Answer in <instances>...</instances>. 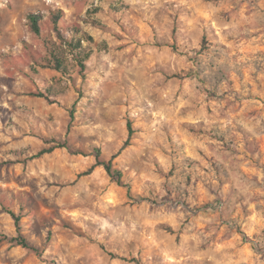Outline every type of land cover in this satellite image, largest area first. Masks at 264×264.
<instances>
[{
    "label": "clouds",
    "instance_id": "1",
    "mask_svg": "<svg viewBox=\"0 0 264 264\" xmlns=\"http://www.w3.org/2000/svg\"><path fill=\"white\" fill-rule=\"evenodd\" d=\"M110 3L127 7L109 11ZM183 3L185 0H0V20L7 18L12 23L18 20L20 25L28 28V16L38 17L42 26L47 24L42 35L49 43H60L58 35L64 41L81 40L84 32L74 33L70 26L78 24L86 31L92 19L88 15L89 9L97 6L103 10L102 18L111 25L104 33L97 32L96 41L86 43L81 40L83 47L76 53L66 44L61 45L67 74L63 77V84L56 85L64 89L57 98L58 109L37 105L26 95L33 88L48 95L47 88L52 81L44 82L29 71L30 66L42 62L47 51L37 47L35 57L28 58L21 43H6L0 39V54L11 52L17 61H5L0 55V76L15 77L11 91L5 82L0 81V108L14 109L11 113L14 123L8 128H5L8 114L0 111V121H3L0 123V143L6 148L25 150V156L36 157L19 169V183L23 187L7 192L3 190V180H0V197L7 198V206L20 218L19 233L14 225H9L6 232L0 228V264H25V259H30L31 264H60V261L73 264V251L66 242L57 239L64 234L60 222L69 220L74 231L87 237L77 242L82 246L88 245L93 255L103 258V264H109V261L100 245L107 251L119 248L125 255L134 245L132 254L140 252L142 264H154L152 257L159 256L155 249L161 246L180 257L190 239L199 243L200 238L206 236L197 224H207L211 231L222 226L223 231L233 237L236 247L232 255L240 257L235 264H241L245 252L248 254L247 264H264V223L253 225L239 212L240 204H247L253 198L264 202V191H261L264 178L257 181L248 178L230 203L218 204L217 198L221 201L229 199L224 188L196 172L195 175H199L207 186V190L205 187L199 190L209 203L205 209L200 207L201 197L196 189L187 188L183 177L177 175L148 183L137 175L133 164L145 150L155 151L159 144L165 143L162 129L173 116L168 108L171 94L164 93L167 87L165 76L171 71H179V68H164L165 75H161V69L154 68L151 60L145 61L135 52L129 54L121 50L118 35L121 28L127 31L128 23L139 18L145 25H152L157 40L167 39L166 29L162 30L153 19L159 12L177 20L181 31L190 38L191 33H199L204 25L195 17H192L195 23L190 24L188 14L177 19V9ZM57 9H63L66 15L52 23V14ZM239 22L264 28V0H260L259 7L255 11L250 10V15ZM145 39L152 42L151 36ZM105 41L107 47L104 46ZM28 42L34 43L32 40ZM137 45L144 47L133 36L127 46ZM180 51L186 54L182 61H178L186 70L182 75L191 73L194 83L196 80L205 81L201 91H211L217 70L230 62L228 53L219 51V59L204 56L207 49H197L194 43H182ZM220 88L226 90V84L222 83ZM123 125H131L135 148L125 149L117 157L120 162H112L109 172L105 169L119 148L118 133L113 130ZM48 147H55L58 151L38 155ZM4 151L0 148V161L15 159L5 155ZM76 152L86 153L85 160L80 161L74 156ZM84 167L90 171L81 174ZM96 169L101 170L100 174L105 179L103 185L97 181ZM117 169L124 170L123 178L117 175ZM225 182L229 181L226 179ZM111 192L118 193V199H110ZM33 201L46 208V212H37ZM3 208L4 204L0 203V215H6ZM146 220L152 222L151 227L145 226ZM53 221H56V230L49 240L48 225ZM169 227L181 235L179 247L173 242L174 237L163 230ZM237 228L241 230L240 235L246 234V242L240 239ZM193 230L196 235L190 236ZM211 231L207 235H211ZM149 232L156 233L160 238L159 244H153ZM3 235H7L9 240H3ZM17 235L24 236L29 247H35L39 255L22 248L19 243H9ZM209 245L210 259L217 254L224 256V253H218L214 244L209 242ZM62 249H67V252H62ZM86 264H97V260ZM155 264H163V261L157 260ZM217 264H232L231 258L227 261L220 259Z\"/></svg>",
    "mask_w": 264,
    "mask_h": 264
},
{
    "label": "rangeland",
    "instance_id": "2",
    "mask_svg": "<svg viewBox=\"0 0 264 264\" xmlns=\"http://www.w3.org/2000/svg\"><path fill=\"white\" fill-rule=\"evenodd\" d=\"M259 5L260 0H185V3L177 9V19L180 15L188 14L190 24L195 23L192 19L195 17L201 25H204L199 33L195 31L191 33L190 38L181 31V25L177 23V20L159 12L153 19L161 25L162 30L166 29L167 39L157 40L152 25H145L139 18L128 23L127 31L125 28H121L118 35L121 50L129 54L135 52L137 55H141L145 61L151 60L154 68L161 69V75H165L164 68L169 70L179 68V71H171L169 75L165 76L167 87L164 93L165 95L171 94L168 108L173 112V116L167 120L162 129L166 138L165 143L159 144L155 151L145 150L143 155L133 161L137 175L148 183L155 182L157 179L168 180L173 176H181L184 178L187 188L196 189L201 197L200 207L205 209L209 207V203L202 198L203 193H200L199 190L201 187H205L207 190V186L199 175H195L196 172L208 176L209 182L215 180L224 188L229 199L221 201L217 198L218 204L230 203L232 198L239 194L240 188L244 186L248 178H251L252 181L264 178V28L239 22L250 15V10L255 11ZM118 7H127V5L121 6L112 3L108 5L109 11ZM102 11L99 6L89 9L88 15L92 19L86 31L78 24L71 25L70 30L74 33L83 31L84 36L81 40L86 43L96 41L97 32L104 33L111 27L108 20L102 18ZM56 12L60 13L59 20L66 15L63 9H57L54 13ZM169 23L170 27H168ZM230 25H234V27H230ZM38 26L40 32L36 34L31 23L28 28H24L18 20L16 23H12L4 18L0 20V39L6 43H21L25 56L28 58L35 57L37 47L47 51V55L42 57V62L30 66L29 71L40 76L44 82L52 81L47 88L48 95L45 96L43 92H39L35 88L26 95L30 101L37 105H48L53 109H58L60 105L57 98L63 94L64 89L63 87L58 88L56 85L63 84L65 75L60 74L54 68L53 55L56 54L59 57L67 71L64 49L61 45H67V42L70 41H64L58 35L60 43H49L47 38L42 35L47 29V24L42 26L38 18ZM133 36L137 37L144 47L139 45L128 47V41ZM149 36H151L152 42L145 39ZM29 40L34 43H29ZM81 40H73L74 45L79 43L78 49L83 47ZM133 43L135 44V41ZM182 43L185 45L194 43L196 48L201 50L206 48L207 51L203 52L204 56H215L219 59V51L230 55V62L217 70L214 76L215 85L211 91L207 89L201 91V85L205 81L196 80L194 83L195 78L191 73L182 75L186 71L178 64V61H182L186 55L180 51ZM104 46L107 47L106 41ZM0 55L5 61L17 62L11 52ZM232 65L235 66L232 67ZM0 81L5 82L11 91L15 77L12 75L0 76ZM29 83L32 81L30 80ZM222 83L226 84V90H221ZM40 94L44 97H41ZM192 97H196V99H192ZM13 110L0 108V111L8 114L5 117V128L14 123L11 120ZM70 130L71 126H69ZM113 131L118 133L119 148L110 158H112V162L119 163L117 157L125 149H134L135 144L132 141V134L128 144L125 145L128 140L126 125ZM0 148L5 149V155L15 157V159L0 161V180H3L4 183L3 190L14 192L17 188L23 187L19 183L20 167L26 166L29 160L36 157L25 156V150L6 148L2 143H0ZM56 151L58 149H54L52 152ZM73 155L83 161L87 154L76 152ZM87 169V167L82 168L81 173ZM119 170L123 175L124 170ZM100 171V169H96L97 181L103 185L105 179ZM226 179L229 182H225ZM119 186L117 185V187ZM109 198L118 199V193L111 192ZM0 203L4 204L3 211L6 213V215H0V228L6 232L9 225H14V222L7 213V209L11 210L7 206V198L0 197ZM33 203L37 212H46V208H42L39 203L35 201ZM239 212L250 219L253 225L264 223V202L258 201L256 198L247 204H240ZM60 223L64 234L58 236L57 239L66 242L68 248L73 251L75 257L73 264H86L90 260H97V264H103V258L93 255V250L88 245L82 246L77 242L85 240L87 237L81 232L74 231L70 220ZM151 224V221H145L146 227H151ZM55 226L56 221L48 225L49 240L56 230ZM197 227L206 233L205 237L200 238L199 243L196 239H190L185 246V253L180 257L170 254L167 248L161 246V248L155 249L159 256L152 257L154 264L157 260L163 261V264H217L218 260L227 261L229 258H231L232 264H235V261L240 259V257L232 255L236 247L235 241L232 236L223 231L222 226L216 231H211L207 224H197ZM163 230L169 236L174 237L173 242L179 247L181 235H177L171 227ZM210 231L211 235H207ZM236 232L240 235L241 230L237 228ZM189 235L195 236V230ZM4 237L7 239H3ZM149 237L154 245L160 243V238L155 232H149ZM2 239L9 240L7 235H3ZM240 239L246 242V234L240 235ZM209 242L214 244L218 253H224V256L221 257L217 254L215 258L210 259ZM91 243L89 240V244ZM164 243L167 244V241ZM226 245L230 247H226ZM99 247L105 253L109 264H135L121 258H135L139 264H142L140 252L137 251L136 255L132 254L134 245L129 247L126 255L119 248L116 251H107L103 245ZM62 252H67V249H62ZM247 257L248 254L243 253L241 264H247ZM69 259L72 260L73 257H69ZM25 264H31L30 259H25ZM60 264H63V261H60Z\"/></svg>",
    "mask_w": 264,
    "mask_h": 264
},
{
    "label": "trees",
    "instance_id": "3",
    "mask_svg": "<svg viewBox=\"0 0 264 264\" xmlns=\"http://www.w3.org/2000/svg\"><path fill=\"white\" fill-rule=\"evenodd\" d=\"M52 17H53L52 23L58 22V20L60 18V13L59 12L53 13ZM28 19H29V21L31 23V27H32L33 31L36 34H39L40 28L38 26V18H36L35 16L30 15V16H28ZM67 46L73 53H76V50L80 47L79 43L74 45L73 41L67 42ZM73 57L75 59V55ZM53 62H54V68L60 74L66 76V74H67L66 68H65V66L63 65V63L61 62V60L59 59V57L56 54L53 55ZM77 63H80V62L77 61ZM40 96L44 97L42 94H40ZM126 127H127V132H128V140L126 141L125 145L128 144V141H129L131 135L133 134L132 131H131V125H126ZM54 149H57V148L50 147L48 149H44L41 153H38V155H43L44 153H50ZM108 164H109V167L107 169H105V170L110 172L111 171L112 158H110ZM88 171H90V170L87 169L84 172H82L81 174H86ZM117 175H119V176H121V178H123L122 172L119 169H117ZM7 213L13 219L14 226L16 227V231H17V233H19V220H20V218L12 210L7 209ZM3 239H7V238L4 237ZM9 242H11V243L12 242L19 243L22 248L29 249L31 252L39 254L38 250L35 247H31V248L29 247V241L22 235H17L15 237H13L12 240L9 241ZM121 259L124 260V261H129V262H133L135 264H139V261L137 259H135V258H130V259L121 258Z\"/></svg>",
    "mask_w": 264,
    "mask_h": 264
}]
</instances>
